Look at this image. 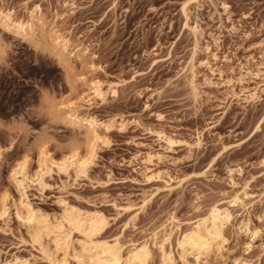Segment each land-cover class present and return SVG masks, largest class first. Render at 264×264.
<instances>
[{
	"label": "rangeland",
	"instance_id": "1",
	"mask_svg": "<svg viewBox=\"0 0 264 264\" xmlns=\"http://www.w3.org/2000/svg\"><path fill=\"white\" fill-rule=\"evenodd\" d=\"M1 10L34 28L23 37L0 23V264H76L83 234L73 230L71 247L48 253L32 236L30 210L53 219L70 207L102 212L99 239L119 237L125 251L147 241L148 264H160L153 234L171 217L186 230L214 204L232 219L224 248L201 263L264 264V80L254 74L264 70V0H0ZM56 33L72 53L55 47ZM91 81L104 99H81ZM64 101L113 122L99 128L106 141L88 176L54 170L46 184L19 185L14 168L26 162L34 176L44 149L57 159L88 151L89 132L66 118ZM37 106L50 119H34ZM179 235L174 264H183Z\"/></svg>",
	"mask_w": 264,
	"mask_h": 264
},
{
	"label": "bare ground",
	"instance_id": "2",
	"mask_svg": "<svg viewBox=\"0 0 264 264\" xmlns=\"http://www.w3.org/2000/svg\"><path fill=\"white\" fill-rule=\"evenodd\" d=\"M198 2L199 0H194ZM36 9L31 11V18H36ZM182 10L188 17L189 4L184 3ZM34 21V20H33ZM23 21L20 17L15 16L12 10L0 11V23L23 37L32 35L34 22ZM52 41L56 48L60 50L62 55L72 53L76 46L72 47L69 38L63 37L62 34L56 33L52 36ZM72 47V49H71ZM80 48H77L78 51ZM196 51L191 58V67H195ZM257 77H263L264 70L258 67L254 73ZM80 80L86 82L83 75L79 76ZM91 92L81 93V99L84 102L92 99H104L106 91L103 89L102 83L99 81H91L89 83ZM258 91L248 94L244 99H255ZM64 108L66 118L78 127H84L89 132L88 151L82 154L79 151L66 155L61 159L52 156L47 149L41 151L39 158V168L37 173L32 176L28 174L26 162L17 165L13 170V176L19 185L23 182H36L39 185L46 184L45 178L54 170H59L67 175H71L74 171L77 178L88 176V169L97 154V148L100 142L106 139L101 135L99 128L105 127L109 129L112 121H99L97 118H86L77 112V103L72 101L61 102ZM168 140L173 143L172 138ZM231 203L233 205H241L243 201L239 196H235ZM232 212L228 207H222L219 204L212 205L203 216L199 217L196 222L188 229L183 230L175 217H171L168 224L164 225L161 231L153 234V244L158 247L161 252L160 264H174L176 255L173 250V235L175 231H180L177 238L178 256L183 264H202V258L210 255L211 252H221L224 248L226 238L224 236L225 226L231 221ZM30 231L33 238L41 246L50 253V245L54 246V251H64L72 245L73 230L79 231L84 238L80 241V248L75 249L76 264H148L152 257L151 245L145 241L143 243H134L125 251L124 244L119 237L109 239H99V235L108 225L109 220L106 214L102 212L84 214L80 209L73 207L66 208L61 219L51 218L47 214H42L34 210H30L26 216ZM246 231L256 237L259 233L258 229L250 230L247 226ZM46 240L47 243H46ZM192 259V260H191ZM234 264H250L249 261L237 258Z\"/></svg>",
	"mask_w": 264,
	"mask_h": 264
},
{
	"label": "clouds",
	"instance_id": "3",
	"mask_svg": "<svg viewBox=\"0 0 264 264\" xmlns=\"http://www.w3.org/2000/svg\"><path fill=\"white\" fill-rule=\"evenodd\" d=\"M33 118L36 120L50 119V116L47 111H41L37 106L33 110Z\"/></svg>",
	"mask_w": 264,
	"mask_h": 264
}]
</instances>
